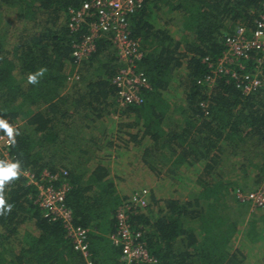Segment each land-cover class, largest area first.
Returning a JSON list of instances; mask_svg holds the SVG:
<instances>
[{
    "label": "trees",
    "instance_id": "16d2710c",
    "mask_svg": "<svg viewBox=\"0 0 264 264\" xmlns=\"http://www.w3.org/2000/svg\"><path fill=\"white\" fill-rule=\"evenodd\" d=\"M91 1L0 0V118L19 132L0 160L23 169L5 190L0 264H123L116 215L144 189L147 206L129 215L151 258L139 264H264V211L243 227L225 204L264 186V70L249 93L213 74L225 39L254 29L262 0H142L127 24L147 87L131 103L114 83L123 63L111 33L73 56L98 21L94 8L75 29L71 18ZM63 185L87 257L39 205L38 188Z\"/></svg>",
    "mask_w": 264,
    "mask_h": 264
},
{
    "label": "built area",
    "instance_id": "2783aa9c",
    "mask_svg": "<svg viewBox=\"0 0 264 264\" xmlns=\"http://www.w3.org/2000/svg\"><path fill=\"white\" fill-rule=\"evenodd\" d=\"M142 0H92L85 3L76 13H73L70 27L77 28L82 22L89 8L96 10L97 23L91 26V34L86 36L80 45L75 46L73 56L78 60L86 58L93 50L94 38L100 32L112 34V42L117 49V56L123 63V67L114 78V83L119 87V94L123 102H139L138 91L147 87L146 78L136 67V62L141 57L140 45L129 35L127 18ZM226 50L215 65L214 76L226 74L234 79L237 87L243 93H249L261 84L260 74L264 70V0H262V12L255 21L254 29L246 31L243 27L237 28L232 36L225 39ZM254 60L253 71H247L245 61ZM209 79L211 83L213 81ZM11 141L0 130V152L7 156ZM39 205L59 217L68 230V236L72 239L75 250L87 257L85 244L86 230L74 228L71 224V216L64 205L66 186L61 188L40 187ZM147 190L135 193L132 197V205H124L116 215L117 233L111 236L115 244L121 247V261L123 264L149 263L151 258L141 240V233L133 230L130 224V212L132 209H144L147 206ZM236 197L254 208H264V186L249 192L236 190Z\"/></svg>",
    "mask_w": 264,
    "mask_h": 264
},
{
    "label": "clouds",
    "instance_id": "9594fccd",
    "mask_svg": "<svg viewBox=\"0 0 264 264\" xmlns=\"http://www.w3.org/2000/svg\"><path fill=\"white\" fill-rule=\"evenodd\" d=\"M46 69L41 68L35 73H30L27 76V83L36 85L39 79L44 75ZM0 130H2L9 140L15 144V137L19 135L17 129L10 125L6 120L0 118ZM23 174L21 162L19 160H0V216L10 214L13 205L8 203L5 196L6 187L12 182L20 179Z\"/></svg>",
    "mask_w": 264,
    "mask_h": 264
},
{
    "label": "rangeland",
    "instance_id": "374dc122",
    "mask_svg": "<svg viewBox=\"0 0 264 264\" xmlns=\"http://www.w3.org/2000/svg\"><path fill=\"white\" fill-rule=\"evenodd\" d=\"M257 188H241V190H243L242 192H249V191H253ZM239 190V189H237ZM174 189H172L170 191L173 192ZM236 192V191H235ZM186 194L184 192L182 193H179L177 195V197L180 196L181 199H184L186 198L185 196ZM233 195L235 196V194L233 193ZM231 195V196H233ZM226 209L227 211L229 212V210L232 212V216L237 219L238 221L242 220L241 223H243V227H244V224L246 221H248V219L250 218V215L251 214H259V211H264V208L263 209H257V208H254L250 203H244L241 201V204H236L234 203L233 199H228L226 202Z\"/></svg>",
    "mask_w": 264,
    "mask_h": 264
},
{
    "label": "crops",
    "instance_id": "0c3cea01",
    "mask_svg": "<svg viewBox=\"0 0 264 264\" xmlns=\"http://www.w3.org/2000/svg\"><path fill=\"white\" fill-rule=\"evenodd\" d=\"M246 228V227H245ZM245 230V229H244Z\"/></svg>",
    "mask_w": 264,
    "mask_h": 264
}]
</instances>
